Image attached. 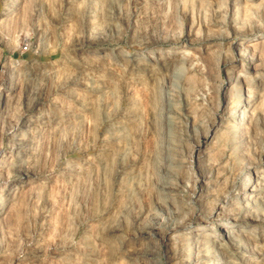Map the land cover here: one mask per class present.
<instances>
[{
  "label": "rangeland",
  "instance_id": "1",
  "mask_svg": "<svg viewBox=\"0 0 264 264\" xmlns=\"http://www.w3.org/2000/svg\"><path fill=\"white\" fill-rule=\"evenodd\" d=\"M215 7L0 0V264H264V0Z\"/></svg>",
  "mask_w": 264,
  "mask_h": 264
},
{
  "label": "clouds",
  "instance_id": "2",
  "mask_svg": "<svg viewBox=\"0 0 264 264\" xmlns=\"http://www.w3.org/2000/svg\"><path fill=\"white\" fill-rule=\"evenodd\" d=\"M169 4H171V0H168ZM184 3H188L189 0H182ZM190 2L195 5L197 0H190ZM204 9L207 10L211 8L214 4L216 5L215 11L221 14V18L223 21V16L226 15L228 0H200ZM207 20L208 17L206 16ZM264 27V25H261ZM199 35V34H198ZM191 53H183L181 58L184 59L187 56H190ZM165 149L167 150V155L165 154ZM178 150V145L176 139H172L170 145H161V150L157 154L156 157V165L160 169H167V174L165 176H161V182L164 183L165 187L171 188H179L177 183V179L174 177V174L178 172V167L176 163V155L175 153ZM191 152V149L189 150ZM214 163L220 168L221 175H225L226 173H231L234 169L235 164L237 163L235 159V150L230 146V144L225 141L222 145H220L218 152L216 154V158ZM186 166V180L185 183L188 187H191V183L195 181V173L192 168V161L190 158H181V162L179 165L180 169H184ZM187 194V189H185L184 193H180L179 195L183 196ZM172 199V197H169ZM187 206V205H186Z\"/></svg>",
  "mask_w": 264,
  "mask_h": 264
},
{
  "label": "bare ground",
  "instance_id": "3",
  "mask_svg": "<svg viewBox=\"0 0 264 264\" xmlns=\"http://www.w3.org/2000/svg\"><path fill=\"white\" fill-rule=\"evenodd\" d=\"M262 32V31H261ZM263 32H264V30H263ZM238 37H240V36H238ZM240 38H242V37H240ZM241 46V45H240ZM238 47L239 49H242L241 47ZM242 51V50H241ZM248 51V49H245V51L244 52H247ZM148 52H154L153 50H148ZM148 55V57H150V54H147ZM153 56V55H152ZM151 58V57H150ZM251 58H253V54H251V53H249V58L248 59H250L251 60ZM135 59L136 60H138V61H146L147 62V58L144 56V55H138V56H136L135 57ZM249 61V60H248ZM245 65V64H244ZM244 65L241 67V71H244L245 70V68H244ZM232 72H234L235 70H234V68H231L230 69ZM247 70V69H246ZM240 71V72H241ZM232 72L229 74L230 76L232 75ZM238 75V74H237ZM228 77V78H226L227 79V81H231V82H233L235 79H236V76L234 77V78H232V77ZM261 79V78H260ZM259 82H263V81H258V83ZM249 83V82H248ZM247 85V84H246ZM246 85L244 86V87H242L241 89H235L234 90V94L235 95H237V96H241L242 95V93H244V92H246L245 94H246V98H245V100H244V102H241L240 104L242 105L241 107H242V109H241V111L240 112H238L239 113V118H236L235 120H234V123H235V125L238 127L239 125H240V123H236V122H238V121H240V122H242L243 121V117H244V115L246 114V111H245V109H243V105H247V104H249L250 103V98L252 97V94L250 93V91H249V89H250V87H246ZM255 91V90H254ZM237 113V112H236ZM159 135V134H158ZM250 174L252 173V170L250 169V172H249ZM245 180H246V183L248 184V177L247 178H245ZM248 189V185L246 186V188H245V191ZM250 190V189H249ZM201 217V216H200ZM199 217V218H200ZM202 220V219H201ZM225 226H228L229 224H230V222H225ZM192 227H193V225H192ZM200 227V226H199ZM194 228V227H193ZM214 229H216V226H215V224H214V226H212L211 227V230H214ZM219 230H221L222 232H226L225 234H227V233H231V232H233V231H235V229H231L230 227H224V228H222V227H220L219 228ZM237 231H238V233L240 234V235H242V233H250L251 231H252V229H247L246 227H243V226H241V227H238V229H236ZM191 230H189V232H190ZM236 232V231H235ZM225 234H222V235H219V237H221V239L222 238H224V237H226V235ZM208 235H209V230H208V228H204V227H202V228H199L198 230H197V236H199V237H201V236H203V237H205L206 239H208L209 237H208ZM217 235V234H216ZM239 235V236H240ZM249 238V237H248ZM251 239V238H250ZM214 242H220L221 240H218V239H214L213 240ZM148 254V253H147ZM139 259V258H138ZM229 259V258H228ZM196 260V259H195ZM205 260V259H204ZM133 262H135V261H133ZM142 262V261H141ZM137 263V262H136ZM130 264H135V263H130Z\"/></svg>",
  "mask_w": 264,
  "mask_h": 264
},
{
  "label": "built area",
  "instance_id": "4",
  "mask_svg": "<svg viewBox=\"0 0 264 264\" xmlns=\"http://www.w3.org/2000/svg\"><path fill=\"white\" fill-rule=\"evenodd\" d=\"M27 48H28L27 45L23 47V49H27Z\"/></svg>",
  "mask_w": 264,
  "mask_h": 264
}]
</instances>
